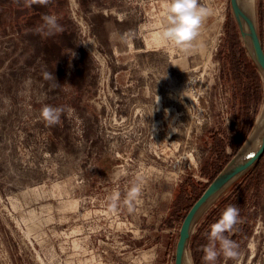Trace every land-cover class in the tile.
<instances>
[{
  "label": "rangeland",
  "instance_id": "rangeland-1",
  "mask_svg": "<svg viewBox=\"0 0 264 264\" xmlns=\"http://www.w3.org/2000/svg\"><path fill=\"white\" fill-rule=\"evenodd\" d=\"M165 2L0 0V264H174L184 216L264 106V76L229 0H198L212 13L191 48L146 49ZM255 23L264 51V0ZM254 166L194 219L192 264L249 174L240 254L215 264H264V153Z\"/></svg>",
  "mask_w": 264,
  "mask_h": 264
},
{
  "label": "clouds",
  "instance_id": "clouds-1",
  "mask_svg": "<svg viewBox=\"0 0 264 264\" xmlns=\"http://www.w3.org/2000/svg\"><path fill=\"white\" fill-rule=\"evenodd\" d=\"M163 7L166 24L163 31L155 33L157 41L161 44L174 43L185 49L191 48V42L199 35L201 24L212 10L199 4L198 0H166ZM44 26L48 28V34H52V29L60 28L55 15H46ZM55 111L50 106H45L43 115L55 119ZM239 211L237 206L229 204L222 210L219 218L209 226L208 242L202 246L204 253L202 259L207 264H215L220 255L235 258L240 254L238 243L230 235L240 220Z\"/></svg>",
  "mask_w": 264,
  "mask_h": 264
},
{
  "label": "water",
  "instance_id": "water-1",
  "mask_svg": "<svg viewBox=\"0 0 264 264\" xmlns=\"http://www.w3.org/2000/svg\"><path fill=\"white\" fill-rule=\"evenodd\" d=\"M232 16L239 29L240 36L249 43L250 52L253 60L258 69L264 76V51L261 46V42L253 24V21L247 17L240 9L237 0H229ZM242 23L246 26V31H243ZM264 134L261 139V143L257 151L245 162L231 166L233 161L222 170L205 188L198 199L192 204L184 216L179 228L178 240L175 246L174 252V264H182L183 255L188 245L190 238L191 225L198 213V211L215 196L221 193L226 187L232 184L242 174L249 170L263 155L264 146Z\"/></svg>",
  "mask_w": 264,
  "mask_h": 264
},
{
  "label": "bare ground",
  "instance_id": "bare-ground-1",
  "mask_svg": "<svg viewBox=\"0 0 264 264\" xmlns=\"http://www.w3.org/2000/svg\"><path fill=\"white\" fill-rule=\"evenodd\" d=\"M237 3L239 5L240 9L242 10V12L247 17H249V19H251V21H253V24L255 25L256 24L255 23L256 22V0H237ZM242 28H243V31H246V26H245L244 23H242ZM155 33H157V32L150 33L147 36V38L145 39V44H146L145 45V48L146 49L149 48V47H151V46H157L158 47V46L162 45L161 43H159L157 41V39L155 37ZM248 45H249V43H248ZM170 58H171V56H170ZM174 90H176V89H174ZM181 93H179V94L181 95ZM185 93H186V91H185ZM159 106H160V103H159ZM263 134H264V106L260 109V111H259V113H258V115H257V117L255 119L254 125L252 126V129H251V131H250V133H249V135H248V137H247L244 145L242 146V148L240 149L239 153L237 154V156L233 160V163L231 164V166L241 164V163L245 162L246 160H248L251 156H253L254 153L257 151V149L260 146V143H261V139H262ZM217 196H215L211 201H209L207 204H205L198 211L196 217H198L203 212V210L205 208H207L210 204H212V202L217 198ZM253 247L254 246H252V248ZM250 250H252V249H250ZM189 255L190 254L187 253V250H185L184 255H183L182 264H192V262L188 258ZM90 263L91 262L89 261L88 264H90Z\"/></svg>",
  "mask_w": 264,
  "mask_h": 264
},
{
  "label": "trees",
  "instance_id": "trees-1",
  "mask_svg": "<svg viewBox=\"0 0 264 264\" xmlns=\"http://www.w3.org/2000/svg\"><path fill=\"white\" fill-rule=\"evenodd\" d=\"M259 160L255 163V166L259 163ZM255 166H254L253 171L257 167ZM252 177H253L252 174H249L248 176L243 177L242 180H240V182L235 185L232 191L227 196H225L223 199H221L219 206L215 208V210H212L209 215V221L211 222V224L219 218L222 210L227 205L231 204L237 207L239 206L241 207L245 203L247 192L250 189V187H253L252 185H253L254 179H252ZM234 234L236 233L234 232Z\"/></svg>",
  "mask_w": 264,
  "mask_h": 264
}]
</instances>
